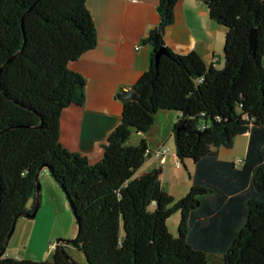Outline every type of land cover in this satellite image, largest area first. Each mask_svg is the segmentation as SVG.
<instances>
[{"label": "trees", "instance_id": "obj_1", "mask_svg": "<svg viewBox=\"0 0 264 264\" xmlns=\"http://www.w3.org/2000/svg\"><path fill=\"white\" fill-rule=\"evenodd\" d=\"M178 1L159 0V24L142 39L151 52L132 86L138 97L124 102L90 163L61 142L64 110L85 101L86 79L70 63L98 43L87 0H0V264H79L69 245L88 264H264V0H201L227 29L222 68L166 46ZM160 111L176 113L177 158L194 164L192 189L179 200L160 169L135 177L152 150L145 138L131 144V134L149 133ZM245 134L242 163L222 160L216 148ZM40 168L67 197L77 233L57 241L51 259L15 258L7 237L17 218L39 211ZM178 212L175 236L167 220Z\"/></svg>", "mask_w": 264, "mask_h": 264}, {"label": "crops", "instance_id": "obj_2", "mask_svg": "<svg viewBox=\"0 0 264 264\" xmlns=\"http://www.w3.org/2000/svg\"><path fill=\"white\" fill-rule=\"evenodd\" d=\"M158 2L159 0H87L97 27L98 43L95 48L70 63L71 69L86 79L85 101L82 105L73 104L64 110L61 117V142L69 151L86 157L90 163L101 159L102 144L122 119L125 101L118 99L117 94L124 88H131L148 68L150 46L142 39L159 24ZM226 32L224 26L210 19L208 8L203 1L179 0L175 7L173 23L165 29L164 41L167 47L180 54L196 51L207 65L217 67L224 59ZM262 63L264 67V57ZM162 115H157L155 123L160 122ZM170 118L174 124L177 116ZM241 137L244 150L233 151L236 138L231 152L221 148L218 150L222 160L235 162L245 158L249 136L245 134ZM143 138L152 150V134L149 132L143 135ZM166 142L161 140L158 148L168 146ZM168 147L164 161L151 157L155 160L152 169L161 170V180L165 169L173 166L179 168L182 165L177 158L176 149ZM43 174L59 189L66 202L68 199L60 185L44 168L39 176L40 182ZM33 201L34 199L30 203ZM40 201L42 210L40 206L34 222L30 221L33 225L29 229L32 230L33 246L36 239L39 240L40 236L42 238L44 235V217L51 215L53 210L57 213L58 209L57 203L49 198L43 200L41 195ZM27 236L28 233L22 235L24 246H27ZM60 237L59 239H67L63 238V235ZM9 256L25 259L12 253Z\"/></svg>", "mask_w": 264, "mask_h": 264}, {"label": "rangeland", "instance_id": "obj_3", "mask_svg": "<svg viewBox=\"0 0 264 264\" xmlns=\"http://www.w3.org/2000/svg\"><path fill=\"white\" fill-rule=\"evenodd\" d=\"M224 59L218 68H222L224 66ZM162 115L160 122L155 123L156 125L149 131L154 137V144L152 150H158L162 146L158 148L161 140L167 141V145L170 146L173 150L175 148L174 137L172 135V127L171 117H174L176 113L174 111H160ZM143 134H137L135 130H133L130 138L131 144H138L143 138ZM241 136L237 137L236 147L233 149L234 152L244 150ZM155 145V146H154ZM221 150H227V152H231L232 148L220 147ZM220 148H216L219 150ZM155 160L153 158H147L144 165L136 172L135 177L141 175L143 172H146L148 169L153 170ZM194 173V164L190 160L187 164H182L181 167H168L165 169V173L162 178V186L164 189L173 197L175 200H179L184 197L191 189H192V175ZM41 188H42V199L47 200L49 198L52 202L57 203L58 209L57 213L53 210L51 215H46L44 217L43 225H44V235L40 236V239H36V244L33 246V239L30 228L33 227L32 222L33 219H25L21 218L16 223L15 233L11 237L9 246H7V255L12 253L14 256H21L25 259H33V260H45L51 259V255L55 249L56 240L61 238L60 235H63V238L71 239L76 236L77 233V225L73 210L70 206L69 201L63 199L59 189L53 185L50 179L43 174L41 177ZM32 203V202H31ZM30 203V205H31ZM46 203V202H44ZM42 210V206H41ZM50 217V218H48ZM43 218V216H42ZM181 219V214L178 212L172 215L167 220V226L169 231L177 236L178 235V227ZM24 222V223H23ZM24 224V225H23ZM28 233L26 244H23L22 235ZM29 238H31L29 240ZM54 245L52 246V244ZM68 253L73 257V259L79 264H88L86 257L82 251H79L73 246L67 247Z\"/></svg>", "mask_w": 264, "mask_h": 264}, {"label": "water", "instance_id": "obj_4", "mask_svg": "<svg viewBox=\"0 0 264 264\" xmlns=\"http://www.w3.org/2000/svg\"><path fill=\"white\" fill-rule=\"evenodd\" d=\"M257 37H258V30L253 28L250 31L249 34V48L250 51H254L256 48V44H257ZM166 53V47H161L156 53H155V60L158 62L159 58L161 57V55ZM118 99H121L123 101H127V100H135L138 95L137 92L131 87V88H124L122 89L116 96ZM43 168H40L37 175H36V183H37V190H36V202H37V206L40 207L41 206V201H40V197H41V182H40V173L42 171ZM33 215H28V214H23L22 217H26L29 218ZM18 218L15 221L14 227L12 228L11 232L8 234L7 237V242H6V246H8L9 240L11 238V236L13 235L14 231H15V226L17 223ZM73 238L71 239H59L58 240V244L60 245L61 243H64L66 241H71ZM2 255V254H0Z\"/></svg>", "mask_w": 264, "mask_h": 264}, {"label": "built area", "instance_id": "obj_5", "mask_svg": "<svg viewBox=\"0 0 264 264\" xmlns=\"http://www.w3.org/2000/svg\"><path fill=\"white\" fill-rule=\"evenodd\" d=\"M169 151V147L168 146H162L160 149L158 150H152L151 152V157L157 158L161 161H164L165 159V154ZM236 164H241L242 163V159H239L237 161H235ZM179 166V164H177Z\"/></svg>", "mask_w": 264, "mask_h": 264}]
</instances>
